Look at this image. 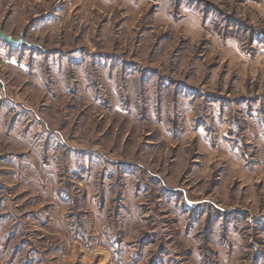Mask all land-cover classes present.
Here are the masks:
<instances>
[{"label": "rangeland", "instance_id": "1", "mask_svg": "<svg viewBox=\"0 0 264 264\" xmlns=\"http://www.w3.org/2000/svg\"><path fill=\"white\" fill-rule=\"evenodd\" d=\"M109 1L0 0V264H264V0Z\"/></svg>", "mask_w": 264, "mask_h": 264}, {"label": "water", "instance_id": "2", "mask_svg": "<svg viewBox=\"0 0 264 264\" xmlns=\"http://www.w3.org/2000/svg\"><path fill=\"white\" fill-rule=\"evenodd\" d=\"M0 40L5 42L8 46L18 48L23 47L26 49H38L41 50L40 46L37 44L29 43L25 38L24 35H20L18 38H13L10 35H7L0 31Z\"/></svg>", "mask_w": 264, "mask_h": 264}, {"label": "crops", "instance_id": "3", "mask_svg": "<svg viewBox=\"0 0 264 264\" xmlns=\"http://www.w3.org/2000/svg\"><path fill=\"white\" fill-rule=\"evenodd\" d=\"M101 3H110V1L109 0H99ZM53 14L55 15V12H53ZM51 15V14H50ZM49 19V18H48ZM50 20V19H49ZM8 35V34H7ZM261 44V43H260ZM225 45H228V44H225ZM228 47V46H227ZM256 52L257 53H259V52H264V45H259L257 48H256ZM241 107L242 108H244L245 107V104H241ZM239 109H241V108H239ZM248 124H249V126H248V130H247V134L250 136V139L253 137V133L255 132L256 133V131H259L260 132V130H262V125L260 124V121H259V119L257 118V119H255V118H250L249 119V122H247ZM225 128H229L228 126H226ZM228 137H229V135H228ZM263 137H262V135H261V137H260V141H262L261 139H262ZM221 147L223 148V149H225L224 148V146H222L221 145ZM230 156H234L235 158L237 157V155H235L234 153L232 154V155H230Z\"/></svg>", "mask_w": 264, "mask_h": 264}]
</instances>
